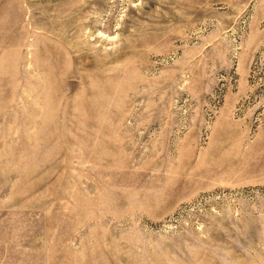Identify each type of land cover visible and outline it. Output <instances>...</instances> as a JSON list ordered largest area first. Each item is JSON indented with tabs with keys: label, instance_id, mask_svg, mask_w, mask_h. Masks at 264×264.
<instances>
[{
	"label": "rangeland",
	"instance_id": "obj_1",
	"mask_svg": "<svg viewBox=\"0 0 264 264\" xmlns=\"http://www.w3.org/2000/svg\"><path fill=\"white\" fill-rule=\"evenodd\" d=\"M0 264H264V0H0Z\"/></svg>",
	"mask_w": 264,
	"mask_h": 264
}]
</instances>
